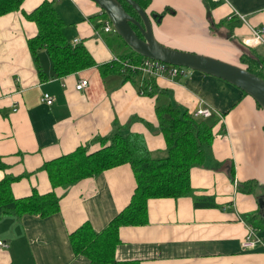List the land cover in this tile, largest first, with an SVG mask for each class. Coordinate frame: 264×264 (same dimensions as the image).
Listing matches in <instances>:
<instances>
[{"label":"crops","instance_id":"1","mask_svg":"<svg viewBox=\"0 0 264 264\" xmlns=\"http://www.w3.org/2000/svg\"><path fill=\"white\" fill-rule=\"evenodd\" d=\"M44 1L25 0L20 11L0 17V181L27 175L12 184L16 199L29 197L34 190L50 193L54 188L48 173L40 170L45 163L80 146L96 152L102 148L97 139L119 129L142 134L153 156L165 157L158 102L169 100L193 117L205 103L219 119L214 159L191 170V184L196 196L214 197L219 206L196 207L192 197L149 200V223L120 229L116 260L264 264L263 247H241L246 222L264 213L258 204V197L264 196V109L233 84L194 70H186V77L155 78L141 72L137 78L124 79L112 72L102 77L93 67L57 78L45 50L39 54L38 69L28 48L38 27L25 14ZM54 5L66 23L69 40L83 44L98 65L130 63L120 59L131 51L117 55L106 45L103 35L111 32L98 29L101 9L96 3L61 0ZM235 10L250 25L264 26V0H152L146 12L160 44L244 67L241 56L253 52L264 57L260 51L264 46L244 45L250 27L234 16ZM83 79L89 86L78 91ZM143 80L150 91L159 92L142 95ZM45 94L54 97L52 106L43 102ZM246 183H256L252 194L239 191L238 184ZM136 187L132 168L125 164L67 190L55 189L61 210L50 217H2L0 210V241L8 245L0 247V264H90L74 254L70 235L86 223L96 232L105 230L130 204Z\"/></svg>","mask_w":264,"mask_h":264},{"label":"trees","instance_id":"2","mask_svg":"<svg viewBox=\"0 0 264 264\" xmlns=\"http://www.w3.org/2000/svg\"><path fill=\"white\" fill-rule=\"evenodd\" d=\"M25 0H0V17L21 10ZM131 16L141 20L138 13L126 1L119 0ZM145 11L152 0H134ZM53 0H46L32 13L25 14L27 20L36 23L38 34L28 40V48L38 69L39 54L47 51L51 59L55 76H65L98 67L102 77L108 73H119L124 79L137 78L140 71H133L122 63L98 65L83 44L72 43L65 34L66 23L60 16ZM165 13L158 15L162 18ZM98 29H104V21L108 16L101 14ZM141 36L138 28L132 25ZM117 34V33H116ZM118 35V34H117ZM122 40V38L118 35ZM123 44H127L122 40ZM129 48V47H128ZM130 49V48H129ZM129 56L121 57V61L129 60L139 66L146 59L130 49ZM241 64L249 72L264 80V57L258 53L243 54ZM45 77V73L40 71ZM141 94L152 96L156 90L150 91L146 80ZM163 94V93H162ZM156 115L167 144L166 156L156 158L148 149L142 134H124L121 129L111 136L99 137L102 148L91 153L89 147L80 146L74 152L45 163L40 170L48 173L54 190L40 194L37 190L29 197L16 199L12 193V184L26 177L7 176L0 181L1 216L20 218L35 215L47 218L60 213V201L55 189L65 190L80 181L97 178L107 170L129 164L136 179L137 187L130 204L119 213L108 227L96 232L90 223L84 224L70 235V242L76 256H84L90 264H141L138 261L119 262L116 260V249L122 244L120 229L122 227L146 226L149 223L148 202L151 199L192 197L196 207H218L214 197H198L191 184V170L206 166L213 161L212 144L214 128L219 123L214 115L210 118H196L175 103L163 100L156 106ZM215 165H219L214 161ZM232 181L234 172L232 171ZM256 183L238 184L239 191L252 194ZM263 196H259L261 198ZM249 224L264 232V216L250 219Z\"/></svg>","mask_w":264,"mask_h":264},{"label":"water","instance_id":"3","mask_svg":"<svg viewBox=\"0 0 264 264\" xmlns=\"http://www.w3.org/2000/svg\"><path fill=\"white\" fill-rule=\"evenodd\" d=\"M108 16L116 33L138 55L168 65L199 71L227 81L251 96L264 109V80L239 66L195 53L171 49L160 44L154 35L149 14L134 0H124L141 20L128 14L119 0H91ZM136 26L141 36L134 30ZM264 210V196L258 199ZM264 216V213L263 215Z\"/></svg>","mask_w":264,"mask_h":264},{"label":"built area","instance_id":"4","mask_svg":"<svg viewBox=\"0 0 264 264\" xmlns=\"http://www.w3.org/2000/svg\"><path fill=\"white\" fill-rule=\"evenodd\" d=\"M54 2H58L61 0H53ZM76 2L77 0H72ZM212 1H220V0H212ZM101 14L103 11L101 10ZM234 16L239 18L242 22L246 23L250 27V35L244 39V45L247 47H258L264 46V26L255 27L248 23L246 16L239 13L237 10L234 12ZM104 31L106 33L109 32H116L112 23L109 19L104 21ZM79 41L76 40L75 44ZM125 67L131 68L133 71H140L143 72L151 77H162L168 76L170 78H176L179 76L186 77V68L184 67H177L168 65L159 61L145 59L141 65L136 66L129 62L123 64ZM89 86V82L85 79L81 80L76 89L78 91H83ZM143 95V94H142ZM54 97L49 94H45L43 97V102L49 106H52L54 103ZM214 115V110L207 106L205 103L201 106L195 113L196 118H210ZM247 234L241 241V247L243 250H250L255 249L257 247L264 248V236L262 235L261 231L254 226L250 225L246 222ZM0 247L7 248L8 245L5 242L0 241Z\"/></svg>","mask_w":264,"mask_h":264},{"label":"rangeland","instance_id":"5","mask_svg":"<svg viewBox=\"0 0 264 264\" xmlns=\"http://www.w3.org/2000/svg\"><path fill=\"white\" fill-rule=\"evenodd\" d=\"M89 1V3H92L91 0H87ZM220 1H224V0H220ZM220 1H214V2H220ZM93 7L95 9H98L96 6L93 5ZM207 10V9H206ZM96 16V15H95ZM96 18V17H95ZM99 18V17H97ZM206 19H207V15H206ZM104 40L106 42V45L108 46V48L114 52L117 55L123 54V53H128L130 52V49L128 47H126L122 40L118 37V35L116 34V32H111L110 34H104L103 35ZM260 51L264 54V47L260 49ZM213 58V57H212ZM186 70L191 71V69L186 68ZM154 157L156 158H160L159 155H154Z\"/></svg>","mask_w":264,"mask_h":264}]
</instances>
